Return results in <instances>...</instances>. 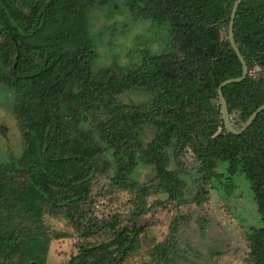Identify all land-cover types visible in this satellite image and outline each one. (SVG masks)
Instances as JSON below:
<instances>
[{
    "label": "trees",
    "instance_id": "trees-1",
    "mask_svg": "<svg viewBox=\"0 0 264 264\" xmlns=\"http://www.w3.org/2000/svg\"><path fill=\"white\" fill-rule=\"evenodd\" d=\"M116 1L134 19L162 27L165 48L152 52L145 44L125 65L92 69L97 54L87 14L113 11ZM234 1L0 0V86L13 95L23 144L17 158L0 162V237L14 248L13 237L24 232L26 244L43 251L42 260L26 253L20 264H45L49 242L69 236L48 232L45 213L60 215L81 239L67 264H123L148 227L134 220L160 204L146 206L155 195L174 210L170 233L152 247L149 262L174 264L175 235L186 217L179 209L207 201L219 162L228 179L244 176L259 217L244 236V264H264V110L233 135L223 127L216 95L222 81L241 75L227 40ZM232 35L247 74L221 94L239 129L264 104V0H241ZM129 93L144 99L122 102ZM186 155L194 172L188 187L181 178ZM139 164L153 174L145 183L132 179ZM98 177L111 191L132 195L126 223L93 214ZM100 231L110 239L86 242ZM11 255L0 250V264H15Z\"/></svg>",
    "mask_w": 264,
    "mask_h": 264
},
{
    "label": "rangeland",
    "instance_id": "rangeland-1",
    "mask_svg": "<svg viewBox=\"0 0 264 264\" xmlns=\"http://www.w3.org/2000/svg\"><path fill=\"white\" fill-rule=\"evenodd\" d=\"M113 8L112 11L107 7H99L87 14L88 32L97 54L92 69L107 66L111 62L125 65L127 59L135 54V50L143 48L145 44L152 52L165 48L166 34L162 27L149 21L134 19L120 1H116ZM143 99V96L133 93L120 97L125 103H139ZM12 104L13 95L7 88L0 86V162L17 158L23 149L20 132L12 114ZM146 137L150 138L149 135ZM182 161L185 173L181 178L188 187L190 179L194 178L192 162L189 155ZM99 165H102L101 161ZM225 165L224 162L217 163L215 172L219 176L207 185L208 199L205 203L200 206L187 204L179 209L180 215L186 217L175 235L178 255L174 264H244L248 252L244 236L251 227H258L260 222L244 176L235 174L228 179L224 171ZM170 167L175 169L173 162ZM152 175L151 168L139 164L132 179L145 183ZM108 184L104 177H98L94 181L91 188L94 201L92 212L97 218L105 220L113 215L119 216L124 224L129 218L132 195L128 192H113ZM155 200L160 204L134 220L137 227L144 224L148 227L133 240L131 252L123 264H151L149 254L152 247L169 235L174 208L160 195L148 197L145 200L146 206ZM43 219L48 232L69 235L67 238L49 242L44 255L45 264H67L76 254V246L81 243V239L60 215L45 213ZM13 239L15 244L11 248L0 237V250L4 255L12 251V262L22 263L26 253L37 260L43 259L42 250L26 244L24 232H18ZM109 239V232L100 231L86 242L96 245Z\"/></svg>",
    "mask_w": 264,
    "mask_h": 264
},
{
    "label": "water",
    "instance_id": "water-1",
    "mask_svg": "<svg viewBox=\"0 0 264 264\" xmlns=\"http://www.w3.org/2000/svg\"><path fill=\"white\" fill-rule=\"evenodd\" d=\"M240 2H241V0H235L233 5H232V8L230 10L229 20H228V25H227V40H228V43H229L230 47L232 48V50L236 56L238 62L240 63L241 75L238 78H233V79H228V80L222 81L216 89L217 101H218V106H219V114H220V118H221L223 127H224L226 132L233 134V135L241 134L253 122V120L255 119L257 114H259L260 112H262L264 110V104L258 106L249 115L247 120L243 123V125L239 129H234L233 126L231 125L230 117L227 113L226 103H225L224 98L222 97V94H221V89L223 87L228 86V85L233 84V83L241 82L247 74V67L245 65V62H244L242 56L240 55L238 49L236 48V46L234 44L233 35H232L233 21H234V17H235L237 7H238Z\"/></svg>",
    "mask_w": 264,
    "mask_h": 264
}]
</instances>
